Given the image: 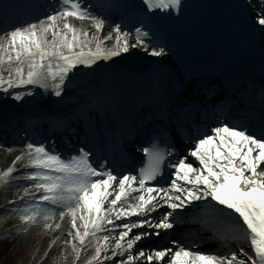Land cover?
Instances as JSON below:
<instances>
[{
	"label": "snow or ice",
	"instance_id": "6c2138e0",
	"mask_svg": "<svg viewBox=\"0 0 264 264\" xmlns=\"http://www.w3.org/2000/svg\"><path fill=\"white\" fill-rule=\"evenodd\" d=\"M58 3V10L38 22L6 29L0 35V91L7 94L10 89L32 85L45 91L51 88L53 95L61 97L69 74L78 66L92 69L97 60L127 53L130 47L141 44L142 37L151 35L143 28L151 23L147 16L141 21L142 26L135 29L136 44L130 45L125 39L129 33H122L121 25L116 24L112 28L116 43L105 48L104 42L113 37L109 34L101 39L98 35L104 29V18L83 7L80 0H58ZM141 3L148 13H176L177 17L184 7L183 0H141ZM251 4L252 0H245L242 7ZM252 11L255 15L249 17L250 27L264 41V0H259ZM70 20L87 21L95 31L90 37L88 30ZM164 54L163 47L148 52L152 57ZM33 95L32 91H25L11 95V99L20 102ZM166 133L167 129L161 128L157 136ZM0 150L11 152L12 148L0 144ZM143 152L148 163L140 168L139 175L118 176L106 171L103 164L94 166L89 159L91 153L84 148L65 160L43 144L26 143L12 166L0 173V184L8 185L15 165L21 163L32 169L23 179L31 181V188L40 193L35 203L11 209L23 226L16 234L37 226L52 229L51 221L59 209L61 221L65 216L70 218L68 244L75 254L74 264L89 244L94 254L85 264H103L104 260L123 256L127 258L119 264H136L141 258L145 264L153 261L162 264L169 254L166 264H264V110L259 114L258 124L253 120L242 124L222 121L210 133L197 138L185 157L168 162L172 172L167 186L153 187L150 182L163 176L165 161L174 155V150L153 142ZM188 157L194 158L198 166L189 162ZM23 193L21 199L31 195L28 187H23ZM196 202H204V222L212 228L214 236L225 246L234 242L238 250L204 254L178 246L175 250L165 248L147 254L141 249L134 254L138 242L172 229L177 210L199 207ZM161 208L164 212L159 219H151V214ZM130 217L138 219L129 220ZM116 221L123 223L118 225ZM117 228L122 229L118 234ZM134 229L142 231L134 233ZM152 229L155 231H149Z\"/></svg>",
	"mask_w": 264,
	"mask_h": 264
},
{
	"label": "bare ground",
	"instance_id": "6f19581e",
	"mask_svg": "<svg viewBox=\"0 0 264 264\" xmlns=\"http://www.w3.org/2000/svg\"><path fill=\"white\" fill-rule=\"evenodd\" d=\"M51 13L52 12L49 14ZM97 16L102 17V15ZM105 21L107 22L108 20ZM70 22L76 24L77 27H82L88 30L90 37L95 31L90 27L87 21L79 22L70 20ZM109 34L112 35L113 39L104 42L103 47L105 48H112L115 45V33L112 32V28H108L105 25L102 32L98 34L101 39ZM125 39L130 45L135 44L134 41H136V34H134L131 30V33L125 37ZM92 46L94 47V44ZM133 53L136 55L133 56ZM165 54L172 56V54L168 51H166ZM142 56L145 57V60L142 59ZM165 63L168 62H166L162 56L152 57L148 55L146 48L144 49L143 47H138V45H136L135 48L130 47L127 53H122L118 57H112L109 60H97L92 69H85L83 66H78L77 69L73 70V72L69 74L61 97L53 95L51 88L45 91L39 87L42 102H38V105L46 108L63 106L67 100L72 99L74 96H80L82 95L81 93L86 91L81 87L82 84H85V86L90 89H97L101 87L103 92L106 91L113 95V90H110L108 86L101 85L100 75L104 72L114 70L121 73L135 72L149 75L153 69H160ZM75 82H77V84L73 85ZM94 93L97 94L96 90ZM40 106L38 107L40 108ZM28 142L42 143V139H28V141L21 142L14 141V143H19L21 146L18 145L11 147V152L0 150V173L12 166L13 160L16 156L22 154L23 146ZM50 149L53 150V147H50ZM15 168L16 170L20 168L27 170L21 163H17ZM13 176L14 175H12L10 179ZM22 186L28 187L31 194L35 193L40 196L39 192H36L35 189L31 188V181H27L24 185L12 183V181H10L8 185L0 184V198L3 196H10L14 193H19L16 197L24 195ZM29 204V201H26L23 202L20 207L18 205L17 207L24 208ZM45 207L50 208L52 206L45 205ZM55 211L56 216L54 220L51 221L52 229L45 230L42 226H37L30 228L27 232L21 231L18 236H14L15 238L12 242L13 248L10 249L12 245H6L0 249L1 263L5 264L8 260H10L9 264H74L75 254L72 253L71 246L68 244L70 239L68 236V232L70 230V220L68 222L67 219L69 217L65 216L64 220L61 221L59 218V209H56ZM56 224H60L61 227L57 229L55 227ZM22 227L23 226L18 218V214H14L12 217L10 215L9 219H7V225H5V228L8 230L7 232L11 235H14V233L17 232V229ZM53 241H55V243H53ZM73 243L76 242L73 241ZM77 247H80V245L77 244ZM93 252L94 250L89 244L87 250L82 251L81 259L77 261V264H84L89 255Z\"/></svg>",
	"mask_w": 264,
	"mask_h": 264
},
{
	"label": "rangeland",
	"instance_id": "374dc122",
	"mask_svg": "<svg viewBox=\"0 0 264 264\" xmlns=\"http://www.w3.org/2000/svg\"><path fill=\"white\" fill-rule=\"evenodd\" d=\"M27 87V85L26 86H24V87H21V88H14V89H10L9 91H11V93H10V96L6 99L7 100V105H5V110L6 109H11V108H13L14 106H15V104H16V106H19V103L17 102V101H13L12 99H11V95H14V94H17V93H23V92H25V91H22V89H25ZM27 91H30V89H28ZM2 92V91H1ZM32 99H35V97L34 96H25L24 98H23V100H27L28 102H31L32 101ZM5 104V103H4ZM13 104V105H12ZM22 105H23V103H22ZM7 200V199H6ZM0 205H1V203H0ZM5 216L6 215H0V249H2L3 247H5L6 245H12V242H13V240H14V236L16 235V236H18L16 233H14V235H11V234H9L7 231V229L5 228V225H7V222H6V219H5ZM69 219V218H68ZM67 219V220H68ZM11 229V228H10ZM13 234V233H12ZM6 235H8V236H10V238H8V239H4V237L6 236ZM11 248H13V245L10 247V249ZM10 263V260H8L5 264H9ZM0 264H2L1 263V259H0Z\"/></svg>",
	"mask_w": 264,
	"mask_h": 264
}]
</instances>
